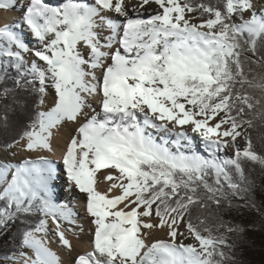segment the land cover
I'll list each match as a JSON object with an SVG mask.
<instances>
[{
	"label": "snow or ice",
	"instance_id": "6c2138e0",
	"mask_svg": "<svg viewBox=\"0 0 264 264\" xmlns=\"http://www.w3.org/2000/svg\"><path fill=\"white\" fill-rule=\"evenodd\" d=\"M153 2L160 9L157 14L145 18L137 11ZM13 7L22 9V16L16 24L0 27V58H6L0 64L16 70V87L37 93L40 105L45 96L51 100L44 110L29 113L26 98L18 101L14 89L0 90V99L12 96V103L28 116L3 148L51 152L55 131L68 123L78 125L61 160L69 184L84 197L94 240L93 250L70 264H236L235 257L223 251L233 245L208 229L204 231L209 234L202 235L191 210L206 208V201L221 207L228 198L225 185L233 196L245 199L243 193L251 188L245 186L243 163L264 168V154L257 153L245 128L252 127L245 117L260 100L254 103L244 91L247 84L264 94V76L253 82L244 71L245 63L264 64V0H225L223 10L192 0H138L130 9L125 0H65L60 6L47 0H27L26 5L0 0V10ZM129 10L135 15L129 16ZM193 12L209 18L193 23L194 17L186 18ZM20 27L39 48L29 49L15 30ZM29 51L36 59L26 66L24 53ZM243 53L257 59L242 60ZM90 98L101 109L91 117L88 110L95 109ZM101 114L103 119H98ZM3 124L8 127L7 111ZM169 126H189L213 158L179 150L180 140L190 142L187 131L176 133V152L144 131L150 127L167 132ZM238 138L245 140L243 150L236 144ZM227 147L235 149L234 156L216 159L214 151ZM229 168L235 169L239 181ZM100 169L118 174L104 175L111 183L103 194L94 187ZM56 173V165L43 157L0 165V226L33 214L50 218L54 235L71 252L66 231L72 228L62 223L74 225V214L53 200L51 181ZM210 174L211 184L206 179ZM115 189L118 194L109 198ZM181 224L199 248L176 243L184 235ZM221 226L237 231L223 223L217 227ZM153 229H167L170 242L146 243L144 237ZM46 232L47 219L26 228L18 247L31 255L17 251L9 258L18 264H62L37 238V233Z\"/></svg>",
	"mask_w": 264,
	"mask_h": 264
},
{
	"label": "trees",
	"instance_id": "16d2710c",
	"mask_svg": "<svg viewBox=\"0 0 264 264\" xmlns=\"http://www.w3.org/2000/svg\"><path fill=\"white\" fill-rule=\"evenodd\" d=\"M192 2L204 3L223 10L225 0H192ZM193 13H196L203 20L209 18L208 14ZM237 22L239 21L237 20ZM245 56L250 59H257V57H252L250 53H243L242 60ZM26 66H29L27 62ZM244 71L249 80L259 82L260 77L264 76V64L245 63ZM0 75L4 76V79L0 80V90L4 88L14 89L18 101L26 98L30 102L29 113L39 110V95L34 92L26 93L25 90L16 87L17 72L14 68L8 67L5 70L3 64H0ZM244 91L254 97V103L255 100H260V104L256 105L252 112L245 117L252 120V127L248 128L245 125V128L247 129L246 135L250 136L257 153L264 154V94L259 89L249 88L247 84L244 85ZM5 111H7L8 116L7 128L3 124ZM27 118L28 116L12 103V96L0 99V149L6 150L3 145L24 127ZM242 166L244 168L245 186L251 188L249 192L243 193L246 198L240 199L233 196L225 185L223 191L228 198L221 201V207H217L210 201H206V196L201 189L200 194L204 196L208 206L203 209L194 206L191 210V218L194 224L200 225L202 235L207 236L209 232L204 231V229H208L213 236L223 235L227 238V243L233 247L231 249L224 248L223 251L227 255L235 257L236 264H264V168L250 162H244ZM228 171L234 181H239L235 169L229 168ZM206 179L210 184L213 182L211 174ZM40 219L43 217L39 214H33L27 220L16 219L0 226V264H11L7 259L13 256L15 252L23 250L18 247L22 232L26 228H34ZM201 220L204 221L203 224H200ZM222 223L237 229V231L227 232L223 226L218 228L217 226ZM6 231L7 233H5ZM225 264H232V262L226 261Z\"/></svg>",
	"mask_w": 264,
	"mask_h": 264
},
{
	"label": "bare ground",
	"instance_id": "6f19581e",
	"mask_svg": "<svg viewBox=\"0 0 264 264\" xmlns=\"http://www.w3.org/2000/svg\"><path fill=\"white\" fill-rule=\"evenodd\" d=\"M49 4L52 6H60L62 5L65 0H47ZM21 1L17 3V5H20ZM125 3L129 5V9L132 4H137L138 0H125ZM27 4V3H26ZM24 4V5H26ZM57 4V5H56ZM22 9L18 10V7H13L9 10H0V27L4 26L5 24L13 25L17 23V20L19 19L17 16H22ZM137 11L142 14L145 18L157 14L160 9L158 8V5H156L154 2L149 3L148 5H145L143 8H138ZM107 15H115L114 13H107ZM135 13H133L131 10H129V16H134ZM192 17V16H189ZM124 18V17H123ZM119 20L120 17H118ZM125 19V18H124ZM122 21V20H121ZM191 22L199 24V21H196L193 19ZM19 34H21L22 39L25 40V43L29 47L30 50L37 49L40 47L39 42L36 41L28 32V30L24 27L16 28L15 29ZM31 57L30 59L33 61L36 58L32 55V52H28ZM42 63V62H41ZM110 63V60L108 61ZM51 97L47 96L44 99V104L41 106V110H44L50 105ZM92 107L95 109V112H92L91 109H89V117L92 115H96L97 113H100V104L93 98H90ZM138 118L140 122L142 123V116L138 114ZM98 119H103V115L101 114ZM84 120L81 119L80 123H83ZM156 123H160L159 121H156ZM78 125L76 123H68L63 127H60L58 131H55L54 138L52 139V151L51 152H42V153H26L24 151H21L18 147L12 148L8 150H0V165L2 164H9V165H16L24 160H31L34 162H38L41 157L46 158L50 160L53 164L56 165L57 170L62 172V160L61 157L64 154L66 150V145L70 141V138L74 135H76V128ZM170 131L160 133L161 131L156 128H145V134L150 136L156 143H164L165 146H167L170 151L176 152L177 151V136L176 133L179 131H187L188 137L190 138V142L187 140H180L179 141V150L183 153H186L183 149H186V151L195 152L198 155H210L209 149L205 147V145H202L200 142H196L193 140L194 138L190 136H197L198 134L192 133L189 126H185L184 129L179 128H171L169 126ZM153 129V130H152ZM159 133H157V132ZM167 133V134H166ZM155 135V136H154ZM200 138V137H199ZM201 140V138H200ZM203 142V141H202ZM231 147L224 148L220 151H214L215 153L219 152H227ZM201 150V151H200ZM202 153V154H201ZM99 172V170H98ZM105 174H113L118 175L115 173V170L113 169H106V172L104 174H99L96 172V184L94 187L97 189V191H100L102 194L107 191V186L111 182L104 181V175ZM60 176V177H59ZM11 173L9 172L7 179H10ZM63 181H67L68 188L65 191V189H62L63 187L60 186ZM67 186V185H66ZM71 189V191H70ZM51 191L53 195L54 201L63 202L60 205L65 206L67 210H70L74 216L73 219L75 220L74 225H67L66 223H62V227L65 229L71 227L72 231H66V238L69 239L70 243L72 244V250L69 252L68 249H65L60 243L58 237L54 235V232L52 231L54 229V225L51 221V226H47V232L46 233H37V238L42 239L46 242V246L52 251L58 259L62 262V264H70V262L76 258L78 255H86L87 253L91 252L93 250L92 248V242L94 240V225L90 223L91 217H89L85 210V200L84 197L75 189L73 185H70L67 176L64 173L59 174L56 173L55 179L51 181ZM118 194V189L113 190L111 193H108L109 198L115 196ZM61 198H58L60 197ZM57 198V199H56ZM119 207V206H118ZM182 226V225H181ZM180 226V227H181ZM147 231V230H145ZM180 231V228H179ZM181 232V231H180ZM187 232V231H186ZM146 243H150L154 240H165L169 241L170 239L167 236V229H153L150 232V235H147L144 237ZM183 243L185 245L193 244L197 248H199L198 242L195 240H191L189 237L185 236H178L176 243L180 244ZM29 255H31V252L29 250Z\"/></svg>",
	"mask_w": 264,
	"mask_h": 264
},
{
	"label": "rangeland",
	"instance_id": "374dc122",
	"mask_svg": "<svg viewBox=\"0 0 264 264\" xmlns=\"http://www.w3.org/2000/svg\"><path fill=\"white\" fill-rule=\"evenodd\" d=\"M89 2H91V0H89ZM254 2H255V0H254ZM189 16H192V17H194L195 18V20L196 21H199V23H201L202 22V20L203 19H201V17H199L198 15H196V13H188V14H186V18H188ZM204 31H207V29H203ZM78 47H80L81 49L83 48V45L81 44V45H79ZM30 57H31V55L27 52V53H24V58H25V61L28 63V65L30 66V64H31V62H32V60L30 59ZM38 63H41V62H38ZM49 92H52V89L51 88H49V90H48ZM47 96H45L44 97V99L46 98ZM41 106L42 105H40V107H39V110H41L40 108H41ZM155 136V135H154ZM190 137H193V136H190ZM236 144L240 147V149L241 150H243V148L246 146L245 145V140H243V139H241V138H238L237 139V141H236ZM0 150H2V149H0ZM186 150V149H185ZM201 151V150H200ZM234 153H235V149L234 148H229V150L227 151V152H219V153H215V158L216 159H218V160H222V159H226V158H232L233 156H234ZM185 154H190V152H186ZM202 154V153H201ZM200 156H202V157H204V158H207V159H212L213 158V155L212 156H208V155H200ZM107 171H108V169H107ZM57 172L59 173V174H61V173H63V167H62V172H61V170L60 171H58L57 170ZM104 172H106V169H100L99 170V172L97 171V173H99L100 175L101 174H104ZM60 177V176H59ZM67 181H63L62 182V184L60 185V186H62L63 188L62 189H65V191L67 190V188H68V183H66ZM67 185V186H66ZM58 198H61V196L60 197H58ZM57 199V198H56ZM55 200V199H54ZM60 201V200H59ZM59 201H54V202H56L57 204H61V203H63L62 201L61 202H59ZM43 219H47V226H51V219L50 218H45V217H43ZM182 226L180 227V231L182 232V233H184L185 234V236H187V237H189L191 240H194L191 236H190V234L188 233V232H186L187 230H186V228L184 227V225L183 224H181ZM5 233H7V231L5 232ZM22 251H25V252H27V253H29V250H27V249H23ZM12 257V256H11ZM8 261H10L11 262V264H18V262H17V260H15V259H10V258H8L7 259Z\"/></svg>",
	"mask_w": 264,
	"mask_h": 264
}]
</instances>
